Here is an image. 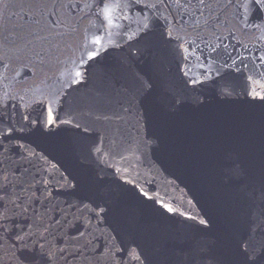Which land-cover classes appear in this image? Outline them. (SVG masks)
<instances>
[{"label":"water","instance_id":"95a60500","mask_svg":"<svg viewBox=\"0 0 264 264\" xmlns=\"http://www.w3.org/2000/svg\"><path fill=\"white\" fill-rule=\"evenodd\" d=\"M133 72L106 60L88 130L0 136V264L25 232L36 264H264V98L185 106L145 156Z\"/></svg>","mask_w":264,"mask_h":264},{"label":"flooded vegetation","instance_id":"af4514ba","mask_svg":"<svg viewBox=\"0 0 264 264\" xmlns=\"http://www.w3.org/2000/svg\"><path fill=\"white\" fill-rule=\"evenodd\" d=\"M119 4L109 23L101 0H0V136L88 130L83 110L107 59L134 69L145 156L169 116L185 106L264 98V9L252 0ZM144 17L152 30L147 38Z\"/></svg>","mask_w":264,"mask_h":264},{"label":"snow or ice","instance_id":"6c2138e0","mask_svg":"<svg viewBox=\"0 0 264 264\" xmlns=\"http://www.w3.org/2000/svg\"><path fill=\"white\" fill-rule=\"evenodd\" d=\"M101 2L104 4V7L101 9V12L104 14L105 18L108 19V22L111 23V19L109 17L111 16L112 10L114 7H119V0H101ZM252 3L256 5L257 11L259 12L260 10L264 9V0H252ZM148 7H155V5H148ZM143 30H144V35L145 37H149L151 35V28L149 27V18L144 17L143 20L141 21ZM79 75V73H78ZM27 119V117H25ZM48 123H52V120L49 119ZM110 198L114 199L115 197L119 196V193H109L108 194ZM26 211V209H25ZM169 212H172L171 208H168ZM204 221H201V224H203ZM3 227V224H0V228ZM47 231V229H45ZM34 234L31 232H25L23 234H18L17 235V241L20 246V254L18 256V261L19 264H36L37 257H44L48 256L49 258L51 257V251L50 249L47 248V241L43 235V233H40L39 239L33 240L29 239L32 237ZM43 239V243L40 242V240ZM39 246V252H36L35 249ZM241 255L244 256L245 261L247 264H252L253 261L256 260L254 250H249L245 249Z\"/></svg>","mask_w":264,"mask_h":264},{"label":"rangeland","instance_id":"374dc122","mask_svg":"<svg viewBox=\"0 0 264 264\" xmlns=\"http://www.w3.org/2000/svg\"><path fill=\"white\" fill-rule=\"evenodd\" d=\"M136 165H137V163H133L131 166H129L128 168H122L123 169V171H124V173L127 175V176H131V177H137V175L136 174H131V173H136L138 170H137V168H136ZM128 171V172H127Z\"/></svg>","mask_w":264,"mask_h":264}]
</instances>
